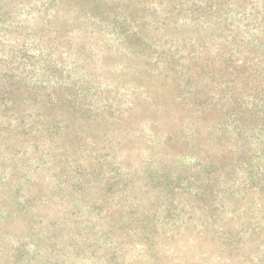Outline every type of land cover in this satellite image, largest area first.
Segmentation results:
<instances>
[{
    "label": "rangeland",
    "instance_id": "1",
    "mask_svg": "<svg viewBox=\"0 0 264 264\" xmlns=\"http://www.w3.org/2000/svg\"><path fill=\"white\" fill-rule=\"evenodd\" d=\"M59 1L0 0V218L6 219L0 222V264H264V258L258 260L264 250V191L257 190L263 186L246 187L245 191L243 184L249 175L241 169L246 161H252L254 171L264 166V157L254 155L255 150L246 155L249 160L241 158L238 167L226 172L220 169V179L210 182V191L197 193L194 201L188 199L193 187L165 193L158 186L161 180L149 176L150 171L160 174L161 179L175 173L183 182L200 157L209 161L208 155L217 154L198 139L195 148L187 143L180 147L162 143L167 133L160 127L173 130L181 139L196 127L193 110L200 108L196 103L220 108L215 100L226 91L235 93L240 104L251 111L261 107L264 85L246 77L259 66L251 61L248 68L241 69L240 64L246 57L250 59L249 55L264 53V0ZM187 1H202L205 13H212L208 7L217 1L218 11L205 20L185 23L184 14L200 13L197 9L188 12ZM118 6L134 21L147 17L140 26L147 35L144 49L119 34L103 33L97 29L98 23L90 24L86 13L111 17L118 13ZM218 19L224 25L218 27ZM154 20L159 25H152ZM228 35L234 41L226 42ZM173 50L179 56L170 59V65L185 57L182 62L190 69L185 78L198 90L184 106L179 105L185 96L182 87L175 85L185 68L175 66L178 73H174V86L169 87L163 75L170 78L173 71L161 70L162 62L151 59L153 55L165 57ZM229 52L233 59L228 61L227 73L208 79L206 70L210 68L204 64L209 62L216 69ZM189 54L194 58L187 57ZM47 60L50 67L42 69ZM146 63L157 68L146 69ZM263 63L264 59L260 65ZM234 67L242 71L240 76L228 74ZM262 72L261 68L255 71L260 80ZM234 77V88L224 82ZM25 81H36L43 89L61 81L76 98L56 102L55 107L44 105L35 98L43 96V90L31 94V86L22 84ZM57 93L60 96L61 91ZM151 100L158 102L149 111L152 120L147 115L129 120L133 113L126 109L129 103L145 105ZM10 101L17 104L21 118L43 111L59 121V135L46 133L50 135L46 142L37 135L30 142L24 136L7 135L15 124L5 116L10 112L5 109ZM104 105L111 107L109 115ZM172 107H178V117L173 116ZM88 108L96 117L82 112ZM80 113L85 122L79 120ZM198 113L196 116H201L203 109ZM120 115L128 119V127L114 124ZM204 117L215 122L210 115ZM242 117L259 122L252 115ZM205 121L197 127L202 133ZM74 135L79 140L74 141ZM226 142V138L220 139V143ZM31 145L33 152H29ZM93 159L98 161L96 167L86 165ZM74 163L81 166L76 169ZM88 170L96 175L93 182L71 183L79 172ZM110 173L115 180L111 186L100 179V175ZM89 186L99 187L106 201L101 203ZM91 202L103 206L100 215L85 209ZM203 203L209 211L203 209ZM133 205L136 210L126 219L124 214ZM163 205L171 208L169 222L161 219ZM90 217H95L88 224L91 232H84L82 226ZM143 217L154 227L150 230L145 225L141 231L146 240L139 242V230L134 228ZM253 229L257 233L251 235ZM226 231L235 238L232 246L238 247V253L220 249L218 241ZM46 238L55 245L47 246ZM109 253L114 256L111 262L104 259Z\"/></svg>",
    "mask_w": 264,
    "mask_h": 264
},
{
    "label": "trees",
    "instance_id": "2",
    "mask_svg": "<svg viewBox=\"0 0 264 264\" xmlns=\"http://www.w3.org/2000/svg\"><path fill=\"white\" fill-rule=\"evenodd\" d=\"M60 4L63 3L62 0L59 1ZM202 1L197 2V1H190L187 3L188 4V8L189 11H195V9L199 10L200 13H186L183 15V21L186 23L187 21H198L200 19H206L207 15L212 14L214 15V12L218 11V4L217 1L213 2V4H210V6L212 7H208V9L211 10L212 13H205V11H202L201 9H203V5L201 4ZM118 9V13H112L111 17H99L98 14H94V13H86L87 14V18L92 21L90 22L91 25H94L96 23H98L99 25L97 26V29H99L100 31H102L103 33H107L110 36H114L115 34H119L121 35V38L123 39H127V41L130 44H135L136 46H138V48H142L144 49L146 47V38L147 35L145 33V31L143 29L140 28V26H142V21L145 22L147 19V17H143L141 16V22H137L134 21V19H132L129 13H124V10L122 9L121 6L117 7ZM91 9H87V12H90ZM196 14V15H195ZM206 17V18H205ZM140 23V24H138ZM218 23V27L221 25H224V23L222 22V19H218L217 21ZM152 25L157 26L158 21L154 20L152 22ZM245 26L248 28V23L245 24ZM124 27H126L127 29H125ZM229 38L226 39V42H230V41H234V37L231 35H228ZM221 38V37H220ZM143 39V41H142ZM223 38L220 39V41H222ZM137 41H141V43H137ZM145 41V43H144ZM128 48L129 46L126 45ZM262 46L264 47V42H262ZM251 50V49H248ZM131 52V51H130ZM218 53V50L216 51ZM153 53H155V51H153ZM178 52L176 50H173L171 52L166 53L164 56L165 57H160V55H153L154 57H151V59H156V61L158 62H162L161 66H159V68L162 69H170L173 71V75L169 78V75H163L168 81L167 84L169 87L170 86H174L173 81H175V74L174 73H178V69L175 66H179L182 68H185V72H182V76L183 78L180 80V83L175 85L176 87H182V91L184 93V97H182L180 100V104L181 106L184 105H188V102L190 101V97L191 95H196L197 94V89L195 88L194 85H192L193 81H189L188 78H185V76H189L188 72H189V67L185 65L184 59L185 57H178L177 59L181 58L180 63L179 61H176L177 63L175 64V66L170 65L171 61L170 59H174L175 57L179 56L177 54ZM21 56V55H20ZM141 56H145L148 57L150 55H146L145 53H142ZM264 53H260L259 55H255V57L250 56L248 59L246 57L245 59V63L244 64H240V67H242L241 69H243V67L248 68L247 64L249 62L252 61V63H255L257 66L259 67H255L253 72H249L246 77L248 80L250 81H256L257 83H260L262 85H264V63L260 65V61L262 59H264ZM22 57L28 58V56L24 55ZM187 57H191L190 59H193L194 56H191V54H189ZM189 59V60H190ZM233 59V54L231 52H229V55H227V57H225L224 59L221 60V65L219 67H217L216 69H214V65L207 62L204 64V66L209 67L210 70H206V73L209 75L207 76L208 79L212 80V77H220L223 74L227 73L226 72V67L228 66V61ZM183 61V62H182ZM49 62L50 60H47V62H45V66L42 67V69H48L49 66ZM146 65V69H155L157 68L156 66H150L148 63L145 64ZM204 68V69H208V68ZM250 68V66H249ZM257 68H261L263 70V80H260L258 78L259 74H256L255 71ZM181 71V70H180ZM260 72V71H259ZM172 73V72H171ZM228 74L230 75H234V76H240L242 74V71L238 70V67H234L232 71H228ZM240 74V75H239ZM229 76V75H228ZM235 77L234 78H228L226 81L224 82H228L229 85H231V87H235L233 85L234 81H235ZM25 86H31V94H38L39 90H43V96L39 97H34L36 99H38L40 102H42V104H48L51 105L52 107H55L56 102H61L64 100H67L68 98H76L75 94L73 92H70L66 85H64V83L57 82L56 85H49V87H44L41 88L40 86L37 85L36 81H31L30 83L26 84V81L24 83H22ZM187 84V85H186ZM226 86H228L227 84H225ZM230 87V86H228ZM251 88V87H250ZM256 87H252V89H255ZM61 91L60 96H58V91ZM78 94V93H77ZM80 94V93H79ZM158 95V94H157ZM162 96V95H160ZM160 98V97H158ZM217 105H221L220 108H216L214 106H204V105H200L199 103H193L195 105H199L200 108L199 109H194L193 113L195 115V121H196V127L194 126L191 129V132L188 133V135H186L185 139H181L180 137H176L174 135V131L173 130H169L167 127L163 126L160 127V130H162L163 132L167 133L166 137H164L162 143L164 145H166L167 147H180L181 145H183L184 143L190 144L192 145L193 148H195L196 143L195 140L198 139V141L204 142L208 144V147L211 149H215L217 150V154L214 153V155H208L209 161H206L205 157H200V159H198V162L195 164L191 174L189 175V177L181 182L178 181V175L177 174H173L171 177H166L161 179V175L156 173L154 175V173H152V171H150V175L151 178H153L154 180L157 178L159 180H161L162 185H158L160 186V190L167 193L170 190H174V188L178 189L177 192L181 193V191H186V187L187 186H191L193 187V193H189L188 192V199L191 201L195 200V197L197 195V193H201L204 194L207 190L210 191V182H212L215 178L216 179H220L219 178V172L220 169L222 171H227L228 168L233 167V166H237V163L240 161V159L244 158L243 160H249L247 158V154L252 153V151L255 150V152L253 153L254 155H258L259 157H264V102L261 103V107L260 108H256L258 110H254L251 111L249 109V107L246 106H242L240 104V100H238L235 96V93H229L224 91L222 93V91L219 93L217 99L215 100ZM231 102L230 105H228L227 103ZM158 102L157 101H148L145 105H143L142 103L135 101V102H131L129 103V105L126 107L127 110L132 109L131 112H133L132 114L130 113V119H137L143 115H147L151 120L153 119L152 115H149V111H153L154 106H156ZM17 104L15 103V101H10V104L8 106L5 107V109L7 111H10L9 114L5 115L8 116V118L10 119V121L12 120L14 124V127H12L11 129H9V133L7 135H11V137H18V136H24L26 138V140H28L30 142V140H32L34 137H40L42 138L43 142H46V138L48 139V137H50V135L46 134V133H51L52 136H58L59 132H60V123L59 121L53 119L52 117H48L46 116V114H44L43 111H38L36 113H30L27 115H24L22 118L20 117V112L18 111V108L16 107ZM8 107V108H7ZM104 110L106 111V113L108 112V115L110 114V109L111 107L109 105H104ZM203 109V113L201 114V116H196L197 114H200L198 112H200ZM168 110H171V107H168ZM172 110L175 111V114L173 115L174 117H178V107H172ZM178 110V111H176ZM19 112V114H18ZM83 113H90V117H96V112L93 111L92 109L88 108V109H83L82 110ZM196 112V113H195ZM65 112H63L64 114ZM204 115L208 116L209 115L211 117H213L215 119L214 123H210V121H208V119H206L205 121V117ZM254 116V119L259 120V122L255 123L253 122L254 120H252V118H243L242 116ZM26 116V121L24 119V117ZM79 120L83 121V118H85L82 113L79 114ZM94 119V118H93ZM23 121H25L23 123ZM203 121L206 122L204 129V133H202L200 130L197 129V127H199V124L202 123ZM115 125L125 128L128 127V119L126 117H122L120 115V117H118L116 120L113 121ZM112 122V123H113ZM199 122V123H198ZM33 123H37V126H34ZM253 123V125H252ZM255 123V124H254ZM11 127V123L9 124ZM134 130V129H132ZM136 132V131H135ZM44 136V137H41ZM221 138H226L227 142L225 144L220 143V139ZM10 139V138H9ZM79 140V137H76V135H74V141ZM32 147H29V152H33L34 146L31 145ZM214 147V148H212ZM36 148V147H35ZM224 151H227L226 153L228 155H231L233 157L231 158H225L227 154H225ZM221 153V154H219ZM35 154H37V152L35 151ZM50 154V153H49ZM56 155V152L54 154H52L53 158ZM252 156V155H251ZM208 160V159H207ZM54 161V160H52ZM92 161V163L90 162ZM88 162V161H87ZM96 159L93 160H89V163H86V165L90 166V167H96L97 165ZM76 169H78L79 166H81L80 163H74L73 165ZM253 163L252 161H246L245 164L243 165V167H241L242 172L246 173L249 175V181H247V183L243 184V187L245 186V191L246 187L248 189H250V187H252L253 189H255L256 187L259 186H263V188H259L257 190H262L264 191V166L257 168L256 171L253 170ZM58 170L59 166H57ZM219 171V172H218ZM254 171V172H253ZM153 176V177H152ZM96 179V175L93 172H89V170L86 172H79L78 175L76 177H74V179L71 181L72 184H82V182L84 181H88V182H93ZM100 179L108 184L109 186H111L114 183V176L110 173L108 176L105 174L100 175ZM256 179V183L254 184V180ZM90 190L92 193L96 194L97 196L100 197L101 203H104L106 201V196L100 191L99 187H92L89 186ZM251 190V189H250ZM253 192V191H251ZM202 198V197H201ZM200 199V198H199ZM202 200V199H201ZM85 209L89 210L90 212H98L96 213L97 215H100L99 213L101 212L103 206H96V204L94 202H91L87 205H85ZM205 206V207H204ZM175 207V206H174ZM203 209H205V211H209L210 207H206V205H204L203 203ZM18 208V207H17ZM170 207L163 205V207H161V211H162V215H161V219L164 222H169L171 219L168 216L170 213ZM176 211V207L174 208ZM17 211H19V209H16ZM75 208L71 210V212L69 213V215H71L74 212ZM136 210V205L131 206L129 213H122L124 214V216H126L128 219L129 215L131 213H133ZM106 215V214H103ZM68 217V216H67ZM210 217V216H209ZM95 217H90L87 221L86 224H84V226H82V229L84 232H91V227L89 225L91 221L94 220ZM6 219L4 218H0V222L5 221ZM140 226L139 227H135L134 230L136 231L137 229L139 230L137 234H139V236H141V238L139 239V242H145L144 240H146V237L144 236V232L141 231L143 229H145V225H149L150 230H152V227H154V225H152V223L148 222L146 220V218L143 217V219H141V221L139 222ZM89 224V225H88ZM104 224H108L106 223V221L104 222ZM253 233H257V231L255 229L251 230V235ZM264 236V235H263ZM208 237H206L207 239ZM235 241V238L232 236V233L226 231L223 232V237L221 239H219V247L220 249L224 250L225 252H227L228 254H232V253H238V247H233V242ZM237 241V239H236ZM45 244L47 246H51V245H55V242L52 241V239L50 238H46V241L44 240ZM57 244V243H56ZM59 246V245H56ZM83 246V248H85L87 245L86 243H84L82 241L81 243V247ZM228 246H232L231 248ZM107 251H110V247H105ZM112 251V250H111ZM261 254L258 256V260H262L264 258V250L260 252ZM33 259V258H32ZM106 261H112L114 259V256L110 255L106 256L104 258Z\"/></svg>",
    "mask_w": 264,
    "mask_h": 264
}]
</instances>
